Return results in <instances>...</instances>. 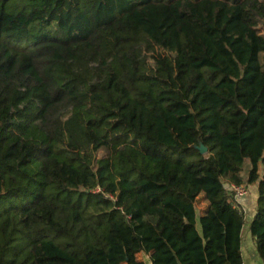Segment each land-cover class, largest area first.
I'll return each instance as SVG.
<instances>
[{
    "label": "trees",
    "instance_id": "trees-1",
    "mask_svg": "<svg viewBox=\"0 0 264 264\" xmlns=\"http://www.w3.org/2000/svg\"><path fill=\"white\" fill-rule=\"evenodd\" d=\"M259 19L264 0H0V264H242L230 183L257 189L264 264Z\"/></svg>",
    "mask_w": 264,
    "mask_h": 264
},
{
    "label": "crops",
    "instance_id": "crops-1",
    "mask_svg": "<svg viewBox=\"0 0 264 264\" xmlns=\"http://www.w3.org/2000/svg\"><path fill=\"white\" fill-rule=\"evenodd\" d=\"M231 184V183H230ZM229 184V185H230ZM229 188V187H228ZM247 194L240 200L239 205L243 210L245 223L241 230V255H242V264H263L255 250V243L253 237L249 233V221L252 219L256 211V198H257V189L254 185H248ZM251 190V191H250ZM201 196V203L203 205L200 214H204L208 207V201L204 198V194L198 195ZM198 198V197H197ZM137 259L143 260L145 264H150L148 256L144 253H137Z\"/></svg>",
    "mask_w": 264,
    "mask_h": 264
},
{
    "label": "rangeland",
    "instance_id": "rangeland-1",
    "mask_svg": "<svg viewBox=\"0 0 264 264\" xmlns=\"http://www.w3.org/2000/svg\"><path fill=\"white\" fill-rule=\"evenodd\" d=\"M257 28H258L259 32L262 34V36H264V20L259 19L258 24H257ZM260 57L262 60H264V53H262ZM63 110L64 109H62L61 111H63ZM201 181H202L203 189H209L211 191L215 190L217 188V186H219L220 184L226 183V179H223L220 177H212V176H207L206 178L202 177ZM203 194H204V190L200 195L203 196ZM201 200H202L201 196H198V198L196 199V202H195L197 214H200V211L203 207Z\"/></svg>",
    "mask_w": 264,
    "mask_h": 264
},
{
    "label": "built area",
    "instance_id": "built-area-1",
    "mask_svg": "<svg viewBox=\"0 0 264 264\" xmlns=\"http://www.w3.org/2000/svg\"><path fill=\"white\" fill-rule=\"evenodd\" d=\"M229 189L231 191V198H232V202L233 205L235 207H239V202L240 200L247 194L248 190H247V186L245 185H237V184H233L231 183L229 185Z\"/></svg>",
    "mask_w": 264,
    "mask_h": 264
},
{
    "label": "water",
    "instance_id": "water-1",
    "mask_svg": "<svg viewBox=\"0 0 264 264\" xmlns=\"http://www.w3.org/2000/svg\"><path fill=\"white\" fill-rule=\"evenodd\" d=\"M198 149H199V151H200L201 153H205V152H206V147H204L203 145H200V146L198 147Z\"/></svg>",
    "mask_w": 264,
    "mask_h": 264
}]
</instances>
